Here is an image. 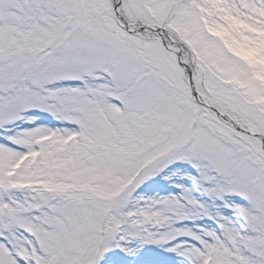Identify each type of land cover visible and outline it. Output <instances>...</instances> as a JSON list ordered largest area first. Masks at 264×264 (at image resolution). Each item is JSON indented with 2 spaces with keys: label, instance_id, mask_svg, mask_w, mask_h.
Listing matches in <instances>:
<instances>
[{
  "label": "snow or ice",
  "instance_id": "snow-or-ice-1",
  "mask_svg": "<svg viewBox=\"0 0 264 264\" xmlns=\"http://www.w3.org/2000/svg\"><path fill=\"white\" fill-rule=\"evenodd\" d=\"M0 264H264V0H0Z\"/></svg>",
  "mask_w": 264,
  "mask_h": 264
}]
</instances>
